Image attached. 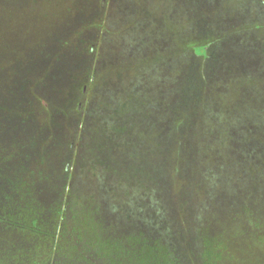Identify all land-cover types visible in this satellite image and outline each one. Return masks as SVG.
<instances>
[{
  "label": "rangeland",
  "instance_id": "374dc122",
  "mask_svg": "<svg viewBox=\"0 0 264 264\" xmlns=\"http://www.w3.org/2000/svg\"><path fill=\"white\" fill-rule=\"evenodd\" d=\"M33 2L19 19L15 7L0 8L11 23L0 24V36L25 41L35 59L11 87L0 71V186L37 166L48 179L34 199L48 206L64 192L68 161V177L111 238L143 226L167 231L179 208L196 203L206 207L194 216L205 214L225 240L219 264H264V135L249 134L264 120L254 115L264 106V0ZM89 71L93 92L75 96L83 108L62 111L60 95L89 86ZM208 126L229 130L232 147L211 144ZM63 138L71 155L57 147ZM177 166L179 177L169 178Z\"/></svg>",
  "mask_w": 264,
  "mask_h": 264
},
{
  "label": "trees",
  "instance_id": "16d2710c",
  "mask_svg": "<svg viewBox=\"0 0 264 264\" xmlns=\"http://www.w3.org/2000/svg\"><path fill=\"white\" fill-rule=\"evenodd\" d=\"M36 1L45 2V0ZM31 3H34L33 0H22L19 3L16 0H0V8L13 9L15 7L17 10H12V15L18 16L19 19L21 17L20 10L29 6V4L31 5ZM17 4L21 6L16 7ZM8 19L6 11L1 15L0 24L11 25V23L4 22ZM9 31L8 29L6 33ZM1 35L0 71H4V80L8 79L7 83L10 86L11 83L15 84L18 80V74L21 70L30 66L35 59L31 56L30 49L25 46V41L16 39L12 43L5 42V33ZM23 37L25 39V36ZM92 52V48L88 50L89 57L92 56ZM9 53L13 55L16 53V55L10 60ZM3 68L7 71L2 70ZM90 73L91 71L87 73L89 74L87 81L89 77L91 78ZM91 79L89 86L81 83L77 88L78 91L69 90L60 95L62 105L66 106L62 111L69 112L74 108V111L79 112L83 108L84 102L78 100V97H80L78 93L80 92L83 96L87 95L88 92H93L90 89V84L95 83V80ZM19 85L21 84L17 86ZM74 88H76V85L72 89L74 90ZM77 94L78 97L76 98ZM19 99V106L22 105L23 111L28 112L31 104L27 96ZM33 99L45 112L49 110L48 102L44 103L36 96H33ZM0 102H2L1 97ZM256 110L255 117L257 115L264 117V106L261 101L256 105ZM90 112L88 111L89 114ZM236 116H239L237 119L241 118V120L243 116L245 117L240 111L237 112ZM50 119L53 120L54 125V119L51 117H48V123ZM257 122L262 123V125H255L249 132L250 137L252 135L255 139L260 135H264V120L260 121L258 119ZM67 123L69 127L70 125L74 126L70 121ZM217 128H221V126L218 125ZM208 130H211L212 133L210 139L213 142L211 144H216L219 147L221 145L222 149L232 147L230 144H233L235 137L233 135L231 137L228 133L229 130H226V132L225 130L224 132L223 130L217 131L216 127L210 128L209 126ZM242 131H245V129ZM243 134L245 133H238L237 137ZM230 139L231 143H229ZM71 144L73 143L67 138L60 142L57 147L61 148L64 145L66 156H68L74 150ZM217 151H213L207 156L211 158L213 163L217 162L213 156L215 152L217 154ZM68 165L67 161L64 168L66 170V173H64V176L66 174L65 180L68 179L67 187L65 186L64 192L58 193L57 199L48 206L34 199L38 182L40 181L39 185H41V181L46 182L48 179L44 173L41 174L42 172L39 171L37 166L34 168L23 166L19 169L18 176L11 179L14 180L13 182L0 186V264H124V261L128 264H219L223 248H226L225 240L222 241L216 238L218 233L210 227V221L205 218V214L200 213L199 217L194 216L196 212H205L203 209L206 206L202 208L195 203L193 211H188V207L186 211L179 208V211L182 212L177 214L173 227L171 229L167 228V231L157 232L154 235L152 233L146 234V232H143L146 226H143L138 227L135 232L132 231L128 232L129 234L112 236L111 238V235L104 233L103 228L100 230L104 225L100 218L98 222L95 220L94 211L97 208L88 204L90 198L86 195L81 196L79 188L74 187L73 175L68 177V169L71 166ZM179 168L180 166H177L165 173L169 174V178L179 177ZM108 178L113 179L109 175ZM115 189L118 190L117 187ZM103 190L104 195L107 192L109 194L113 192L108 187L106 188L107 191L105 187ZM216 194L218 193L216 192L213 197ZM216 198L215 196V200ZM167 224V221L163 220V225L166 226ZM180 234L183 238L186 255H184L183 247L177 241L180 240ZM123 243L127 248L124 253L119 249ZM123 257H125L124 261Z\"/></svg>",
  "mask_w": 264,
  "mask_h": 264
}]
</instances>
